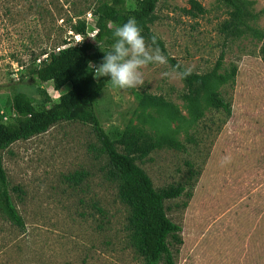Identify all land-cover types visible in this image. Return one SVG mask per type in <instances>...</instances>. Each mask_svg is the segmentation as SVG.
<instances>
[{"label": "rangeland", "instance_id": "1", "mask_svg": "<svg viewBox=\"0 0 264 264\" xmlns=\"http://www.w3.org/2000/svg\"><path fill=\"white\" fill-rule=\"evenodd\" d=\"M111 1L0 0V123L13 122L15 92L42 110L69 89L56 91L33 70L75 34L77 22L93 30L97 8ZM135 1L125 0V8ZM188 1L159 0L150 29L179 65L218 78L213 90L230 113L206 99L189 104L181 77L163 75L168 63L142 68L141 87L108 82L96 114L112 138L134 126L183 147H160L137 162L156 190L184 187L165 202L167 217L181 228V244L170 246L175 264H264V59L253 35L264 31V0H243L258 18L248 33L230 38L221 31L228 9L218 0H197L204 13L196 17L183 12ZM100 147L91 125L72 121L2 152L24 227L0 210V264H142L128 243V208ZM224 156L230 162L222 163ZM75 173H83L77 184L68 179Z\"/></svg>", "mask_w": 264, "mask_h": 264}, {"label": "trees", "instance_id": "2", "mask_svg": "<svg viewBox=\"0 0 264 264\" xmlns=\"http://www.w3.org/2000/svg\"><path fill=\"white\" fill-rule=\"evenodd\" d=\"M228 9V20L221 24V31L226 37H239L252 30L250 21L257 19L250 4L243 0H218ZM159 0H136L134 8L127 10L125 0H112L101 4L96 12L94 38H89L85 21L73 26L75 34L83 37L77 44L65 42L57 51H52L42 59L33 70L41 83L52 82L56 91L69 84V89L60 94L50 106L37 110L30 99L23 93L15 92L10 100L13 122L0 123V210L14 226L22 229L23 222L11 201L9 184L2 165V152L17 141H26L46 133L59 122L79 121L92 126L101 147V152L108 158L107 176L118 184V196L128 208L126 230L128 243L140 258L142 264H175L170 246L180 245L178 234L180 226L173 223L166 215L165 202L179 198L184 187L170 186L156 190L151 179L138 166L153 151L160 147L182 150L181 144L172 140H154L143 129L127 126L117 138H112L102 129L95 110V101L109 80L93 78L89 65L101 63L104 52L114 43L113 32L116 26H122L130 17H134L142 29L146 42L151 44L154 36L150 25L155 20V9ZM190 8L183 9L189 16L196 17L204 13L197 0L188 1ZM91 30V31H93ZM90 31V32H91ZM253 35L261 42V54L264 59V31L253 30ZM103 44V49L97 45ZM157 46L168 58L170 67L178 63L168 56L163 42L157 37ZM221 59V58H220ZM187 89L184 99L189 104H198L206 99L214 109L230 113V108L220 94L213 90L214 74L198 75L192 73L181 78ZM218 79V78H217ZM216 79V80H217ZM83 173H75L68 179L74 184L80 182ZM18 189L14 188V191Z\"/></svg>", "mask_w": 264, "mask_h": 264}, {"label": "clouds", "instance_id": "3", "mask_svg": "<svg viewBox=\"0 0 264 264\" xmlns=\"http://www.w3.org/2000/svg\"><path fill=\"white\" fill-rule=\"evenodd\" d=\"M142 29L134 17H130L122 26H116L113 32L114 43L104 52L102 62L93 65V78H107L113 87L120 89L137 88L144 85L142 68L149 64L167 65L168 58L157 46V37H151V44L143 37ZM192 69L179 64L164 76L186 78ZM230 156H224L222 163L230 162Z\"/></svg>", "mask_w": 264, "mask_h": 264}, {"label": "built area", "instance_id": "4", "mask_svg": "<svg viewBox=\"0 0 264 264\" xmlns=\"http://www.w3.org/2000/svg\"><path fill=\"white\" fill-rule=\"evenodd\" d=\"M95 33H96V30L89 32L88 37L94 38ZM82 39H83V37L81 35L72 34V37L68 41L70 42V44H77V43H80L82 41Z\"/></svg>", "mask_w": 264, "mask_h": 264}]
</instances>
